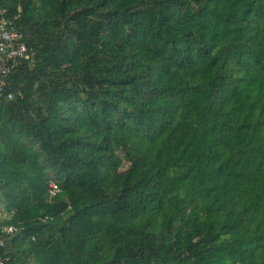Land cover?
<instances>
[{"label":"trees","instance_id":"1","mask_svg":"<svg viewBox=\"0 0 264 264\" xmlns=\"http://www.w3.org/2000/svg\"><path fill=\"white\" fill-rule=\"evenodd\" d=\"M0 5L8 262L264 264V0Z\"/></svg>","mask_w":264,"mask_h":264},{"label":"built area","instance_id":"2","mask_svg":"<svg viewBox=\"0 0 264 264\" xmlns=\"http://www.w3.org/2000/svg\"><path fill=\"white\" fill-rule=\"evenodd\" d=\"M30 48L24 41L21 29L16 25L15 19L7 16V10L0 5V99L5 96L11 98L7 91L8 79L13 63L27 59L30 56ZM57 180L50 178L47 183L49 197L59 192ZM14 230L12 225L0 227V249L5 246L7 235ZM0 264H11L0 254Z\"/></svg>","mask_w":264,"mask_h":264}]
</instances>
